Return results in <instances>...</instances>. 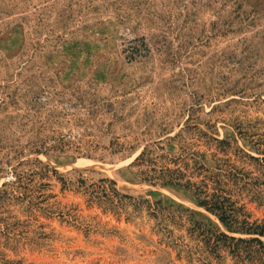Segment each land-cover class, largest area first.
<instances>
[{
  "label": "rangeland",
  "instance_id": "rangeland-1",
  "mask_svg": "<svg viewBox=\"0 0 264 264\" xmlns=\"http://www.w3.org/2000/svg\"><path fill=\"white\" fill-rule=\"evenodd\" d=\"M187 123L264 158V0H0V188L20 163L58 173L0 197V264H204L162 242L154 220L104 215L58 180L110 178L239 237L192 193L129 168ZM244 203L264 219V206ZM171 229L201 248L185 227ZM222 255L211 262L243 264Z\"/></svg>",
  "mask_w": 264,
  "mask_h": 264
},
{
  "label": "trees",
  "instance_id": "trees-1",
  "mask_svg": "<svg viewBox=\"0 0 264 264\" xmlns=\"http://www.w3.org/2000/svg\"><path fill=\"white\" fill-rule=\"evenodd\" d=\"M139 52L133 48L131 58L139 56ZM165 140L169 145L178 146V155L167 151L162 145ZM165 140L147 145L129 168L153 186L176 187L192 193L201 207L241 236L202 226L194 218V212L183 205H164L162 201L152 203L148 199L124 194L110 178L93 183L85 178L76 183L64 177L58 180L65 190L75 187L87 198L90 208L97 207L104 215H113L119 220L125 218L127 222L143 217L154 220L153 230L162 237L161 241L184 251L190 260L200 256L204 264H215L212 259L222 260V254L226 253L243 264H264V219H253L248 204L244 203L248 198L250 203L264 206V190H261L264 188V158L246 152L237 139L219 138L200 129L197 124L191 126L187 123L178 134ZM117 146L124 149L126 145L117 143ZM129 150L136 151L135 147H129ZM23 164L14 168L13 179L0 188L2 199H10L19 189L31 192L29 186H33L36 177L48 180L51 172L52 176L58 174L38 159L31 172L19 171ZM261 170L260 176H256ZM43 187L41 185L40 189ZM172 226L185 227L190 239L202 244L201 248L190 247L180 237H175Z\"/></svg>",
  "mask_w": 264,
  "mask_h": 264
}]
</instances>
